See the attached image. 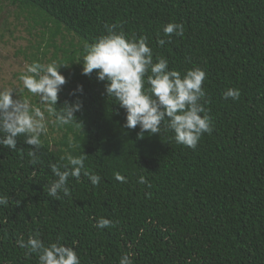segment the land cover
<instances>
[{"label":"trees","instance_id":"1","mask_svg":"<svg viewBox=\"0 0 264 264\" xmlns=\"http://www.w3.org/2000/svg\"><path fill=\"white\" fill-rule=\"evenodd\" d=\"M10 1L40 27L36 51L46 58L51 46L47 59L62 64L57 110L77 98L83 107L69 125L49 117L36 164L23 135L15 150L0 146V195L9 200L0 206V264H39L16 243L30 235L73 247L81 264H119L124 254L133 264H264V0ZM169 22L183 35L166 37ZM113 25L146 37L153 63L163 57L182 75L205 70L213 131L195 149L176 143L167 117L159 134L128 129L96 70L82 74L84 45ZM228 88L240 90L238 100L223 97ZM67 154L84 155L101 181L69 177L71 194L59 200L47 194L56 179L49 165L67 164ZM101 217L112 226L96 227Z\"/></svg>","mask_w":264,"mask_h":264},{"label":"clouds","instance_id":"2","mask_svg":"<svg viewBox=\"0 0 264 264\" xmlns=\"http://www.w3.org/2000/svg\"><path fill=\"white\" fill-rule=\"evenodd\" d=\"M106 27L105 34L84 45L82 74L91 75L96 70L97 79L106 82L107 96L114 97L125 109V126L128 129L139 126L143 133L159 134L161 123L167 117V128L175 133L176 143L195 149L202 135L213 131L204 107L207 103L202 87L205 70L194 67L182 75L180 71L170 70L167 59L163 57H158L153 63V51L146 37H128L122 30L117 31L114 25ZM183 31V25L175 22H169L163 28L164 35L169 38L173 34L182 36ZM159 43L163 45L165 40L160 39ZM61 66L55 60L47 64L33 61L18 77L24 89L39 97L43 108L32 105L27 98L14 99L12 89L0 90V146L15 150L17 138L23 135L24 143L32 146L27 153L32 164L38 162L37 153L42 146L41 137L48 132L49 117L55 118L56 125H69L78 122L76 113L83 107L82 100L77 98L73 102L66 101L57 110L58 93L66 83L59 70ZM145 77L150 86L147 90L144 88ZM75 92L82 93L83 86L78 85L73 95ZM222 95L225 99L238 100L240 90L228 88ZM63 159L67 164L49 165L56 177L47 188L49 196L59 200L61 193L70 196L69 177L79 179L82 173L93 186L100 183L101 176L85 168L84 155L67 154ZM115 179L121 183L126 181L120 172L115 173ZM145 182L146 178L140 176L138 183ZM8 203V197L0 195V206ZM112 224L110 219L101 217L95 226L106 228ZM16 243L27 250L25 255L38 254L39 264H81L75 249L59 241L46 246L37 235H30L26 241L21 237ZM119 264H133L130 254L121 256Z\"/></svg>","mask_w":264,"mask_h":264},{"label":"rangeland","instance_id":"3","mask_svg":"<svg viewBox=\"0 0 264 264\" xmlns=\"http://www.w3.org/2000/svg\"><path fill=\"white\" fill-rule=\"evenodd\" d=\"M23 16L10 0H0V90L12 89L14 99L27 98L32 105L43 108L39 97L35 101V95L23 88L18 77L27 64L35 61L34 53L41 63L53 61L47 59L53 48L47 47L46 58L36 51L41 29L33 25L31 18ZM46 42L47 35L40 43V51L44 50ZM56 42L60 43L61 39L57 37ZM60 72L64 75L63 71Z\"/></svg>","mask_w":264,"mask_h":264}]
</instances>
